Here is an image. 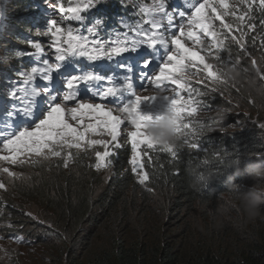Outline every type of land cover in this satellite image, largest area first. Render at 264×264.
I'll return each mask as SVG.
<instances>
[{
  "label": "trees",
  "instance_id": "16d2710c",
  "mask_svg": "<svg viewBox=\"0 0 264 264\" xmlns=\"http://www.w3.org/2000/svg\"><path fill=\"white\" fill-rule=\"evenodd\" d=\"M149 1L107 0L98 4L83 15L85 23L80 34L87 33L90 25L99 19L102 37L119 21L124 23L138 17L140 7ZM165 2L172 4L173 1ZM43 3L46 1L10 0L13 14L7 18L12 20V26L0 37V95H3L0 122L15 120L4 113V105L12 101L4 94L21 86L20 73L30 70L35 63L27 55L34 52L30 42H40L46 52L51 49L50 39L39 34L46 31ZM252 14L259 27L255 43L248 35L247 53L240 54L246 60L240 68L226 67V72L237 76L244 72L257 78L259 84L250 87L235 82L238 87L234 92L248 109L233 118L226 115L220 121L212 118L200 122L205 131L198 141L199 150L180 148L176 158L160 150L150 151L152 160L145 161L150 180L144 184L130 170L129 145L111 157L112 175L106 184L101 174L89 170V153L81 151L77 155L74 151L68 167L55 169L53 174L39 169L37 180L29 186L22 185L24 189L17 201L1 206L0 224L5 226V231L21 234L23 239L30 238L29 241L43 248L35 264H264V219L240 226L228 222L223 228L213 227L211 218L194 206L198 193L190 187L193 168L221 170L224 162L236 155L242 159V169L249 161L264 159V127H261L264 125V79L257 71V68L264 71V25L261 24L264 13L254 6ZM6 33L11 40L4 37ZM17 52L25 55L17 56ZM253 59L257 62L255 66L251 63ZM248 76L241 74L240 79ZM7 80L11 86L5 90ZM197 89L207 93L203 96L206 106L226 107V103L237 102L228 99L220 89L219 96L205 92L200 86ZM235 118L240 129L230 130L231 123L237 121ZM235 179L246 186L253 183L243 171ZM146 186L163 193L161 203L155 207L146 200L147 191L143 190ZM227 186V173L219 174L211 182L204 193L205 198L212 199L210 207L216 206L217 195L227 190ZM32 205L37 210L32 211L29 208ZM28 211L43 217L46 224L32 225ZM194 217H199L200 223L194 222Z\"/></svg>",
  "mask_w": 264,
  "mask_h": 264
},
{
  "label": "snow or ice",
  "instance_id": "6c2138e0",
  "mask_svg": "<svg viewBox=\"0 0 264 264\" xmlns=\"http://www.w3.org/2000/svg\"><path fill=\"white\" fill-rule=\"evenodd\" d=\"M100 3L101 0H74V5L70 7H65L63 3L58 6L50 5L61 14L62 19H48L46 31L41 35L50 39L49 48L54 50L55 62L43 58L45 48L40 42H30L34 52L27 55L32 56L38 66L21 72V86L13 87L6 93L15 103L12 111L4 105V113L7 117L20 115L21 120L6 122L5 130L0 131V162L35 165L42 160L60 158L63 166L68 167L73 160L72 149L78 155L81 151L99 145L104 149L95 152L94 167L99 170L111 167V157L117 150L129 145L128 162L131 172L136 174L140 184L148 182L150 174L146 170L145 161L152 160L150 151L160 150L176 158L180 149L155 143L146 131L148 123L163 119L165 114L171 113L178 125V131L191 133L184 147L199 150L201 145L198 141L204 125L194 119L198 112L197 105L201 102L196 97L207 93L192 87L193 76L203 72L208 83L205 84L204 80L199 83L212 92L218 91V85L228 83L227 73L208 62L210 58L219 60L220 53L226 51L229 52V59H232L225 43L227 37L221 38L222 32L215 29L213 22L218 20L222 29L233 33L234 26L225 23V17L234 18L238 22L235 28L237 35H232L231 39L247 53L244 38L256 28L252 15L254 6L264 13V0H258V3L257 0H235L232 4L229 0H203L202 3L197 0L191 15L186 16L183 11L178 13L182 21L186 19V23L176 25L173 15L167 10L165 0H152L151 4H144L139 9L140 14L146 17L142 23L135 27L125 25L130 29L131 35L125 32L122 38L117 36L110 42L90 38L96 35L97 28L102 24L99 19L87 29L89 35L79 34L65 25L64 21H83L82 13L94 9ZM159 17H166L168 26L177 27L178 34L166 36ZM240 23L244 24L243 28L239 27ZM144 24L149 27L145 28ZM261 24L264 25V19ZM205 38L210 42L205 44ZM185 41L190 42L191 47ZM141 49L150 51L139 55L136 64L142 62L143 70L135 73L136 78L147 81L157 92L169 91L171 95L137 94L134 65L128 61L117 64L124 72L122 77H105L97 70L77 68V57L91 62L102 59L111 61L123 57L124 54H138ZM158 54L160 62L157 64ZM16 55L23 56L25 53L17 52ZM234 63L240 64L239 56ZM251 63L255 66L257 62L253 59ZM153 64H157L158 71L150 67ZM61 69H64L63 73ZM257 71L261 79H264V71L259 68ZM54 73L58 74L55 80ZM37 79L46 86H36ZM82 85L85 92L101 100L112 98L117 106L109 108L106 103L85 101L80 98ZM141 87L145 85L141 84ZM182 93H186L187 98ZM69 102L75 106L67 107ZM16 103L22 105L18 110ZM149 108L152 110H148ZM122 126L125 129L123 132ZM122 135L126 145L121 143ZM97 136H106L108 139L93 138ZM0 174H7L11 179L22 176L3 166H0ZM0 189L6 190L2 180Z\"/></svg>",
  "mask_w": 264,
  "mask_h": 264
},
{
  "label": "rangeland",
  "instance_id": "374dc122",
  "mask_svg": "<svg viewBox=\"0 0 264 264\" xmlns=\"http://www.w3.org/2000/svg\"><path fill=\"white\" fill-rule=\"evenodd\" d=\"M43 1H46V3H43L44 5H46L44 8L49 10L51 18H54L56 16L58 21L62 19L61 14H59L57 11H55L53 7H50V5L51 6H58L60 3H63L65 7H70V6L74 5V0H55V2H57V3L47 2L48 0H43ZM105 1H107V0H105ZM105 1L101 0V3L105 2ZM234 2H235V0H229L230 4H232ZM257 2H258V0H257ZM151 3H152V0H150L148 4H151ZM90 10H87L86 12L82 13V15H85V13L89 12ZM10 14H13L12 8L10 7V0H0V37L3 36V32L5 33L4 30H6L8 27L12 26V24H11L12 20L7 18V17H10ZM237 14L239 15L240 13L238 12ZM185 15H187V14H185ZM159 19L161 20V23L163 25L162 30L164 31V33H166V31H169L171 34H173V31L171 30L172 27L168 26L167 18L166 17H159ZM183 21H184V23H186V19ZM246 21H247V18H246ZM64 23L66 26L72 27L73 29H75L80 34V28L85 23V21L84 20L81 22L64 21ZM213 23H214L215 29L217 31L222 32L221 38L223 39L225 36L227 37V39L225 40L226 46L229 49V51H235V54L231 53L232 59H229V52L228 51L221 52L219 60L210 58L208 62L212 63L213 65H215L219 68H222L225 73L228 72L226 67H228L230 65H232V67L234 69L240 68V66L246 60L240 54L245 53V52L239 48L238 44L234 40L231 39L232 35H237L235 28L237 27L238 22L235 21L234 18H232L230 16L225 17V23L233 24V26H234V32L233 33H228L226 29H222L220 26V22L218 20L214 21ZM253 23H255V20H253ZM93 24L90 25L89 28H91L93 26ZM123 25H126V23H123ZM239 27L243 28L244 24L240 23ZM257 28H259V27L256 24V28L249 32L248 35L251 37V39H253L255 37V35L257 34ZM245 30H247V29H245ZM39 34L41 35V33H39ZM175 34H178V29H177ZM165 35L167 36V33ZM247 36H245V38H244L245 44L249 42L246 39ZM4 37L9 38L8 33H6L4 35ZM120 37L122 38V36H120ZM90 38L102 40L98 30L96 32V35L94 37L90 36ZM116 38L117 37H115L113 40H115ZM9 39L11 40V38H9ZM185 42L189 43V46L191 47L190 42H188V41H185ZM209 42L210 41L208 40V38H205V44H207ZM141 50L145 51L146 49H141ZM50 52H51V49L47 50V52L45 51V56L49 55L48 53H50ZM50 56H52V58L54 59V53L51 54ZM237 56L240 57V64H238V65L234 63L235 58ZM117 59H118V57L115 59V61ZM53 62H55V61H53ZM131 63L134 64V62H131ZM62 70H64V69H61V71ZM154 70L158 71V68H155ZM238 70L242 71L241 69H238ZM193 71H195V70H193ZM134 74H135V71H134ZM228 74H231V73H228ZM241 74L244 76H248V75H245L244 72H241L238 76L236 75L235 80L228 79V76H227L228 83L227 84H221V85L217 86L218 89L222 90V92L224 94H226L228 99H230L232 102H234V100H236L237 102H234V104L226 103L227 104L226 107H223L221 105H219L218 107H216L215 105L206 106L205 105L206 100L203 98V96L196 97V99H199L201 102L197 105L198 112H197V115L194 119L199 121V123L206 121V120H210L212 118H216V120L220 121V120H223L224 116H226V115H229L233 118V116H235L237 114L241 115V110H247L248 107L242 102L240 97H238V95L234 92V89L238 87V85L235 84V82H240L245 86L252 87V86H256V84H259V80L257 78H255L254 76L243 77L240 79ZM0 75L2 76L1 66H0ZM53 75H54V80H55V78L58 74L54 73ZM200 80H204L205 84L208 83V81L206 79V75L203 72H199L196 75H194L193 79H192V87L194 89H197V87L200 86L203 88V90L205 92H208L209 94H216V95L219 94L218 91L212 92L209 90V88H206L204 85H201L199 83ZM7 82L8 83H6L7 85H5V87H6L5 90L9 89L11 86V84H9L10 81L7 80ZM141 84H144L145 87H141ZM138 85L142 88L143 93H140V95H142V96L171 95L172 94L169 91L157 92L152 86L147 84V81H139ZM168 87H173V86L168 85ZM7 92H8V90L6 91V93ZM6 93L4 95H6ZM182 95H184L185 98H187L186 93H182ZM2 96L3 95H0V97H1L0 99H2ZM85 101L91 102V103H99V102H97V99H90V100H85ZM74 106L75 105H68L67 107H74ZM107 106L109 108H112L111 105L107 104ZM148 110L151 111L152 109L149 108ZM234 120H237V121H233L231 123V126L229 127V129L230 130L240 129L241 125L238 121V118H235ZM70 122L75 123L74 121H70ZM123 131H125L124 126H122V132ZM93 138L108 139V137H106V136L105 137L97 136V137H93ZM121 143L126 145V140H125V137L123 135L121 137ZM103 150H104L103 146H99V145L95 146V148H93V149L87 150V152L89 153V160H90V162L87 165L91 166L89 168V170L96 171L97 174H101V178H103V183L106 184L107 179L109 178L110 175H112V171L110 170L111 167L101 168L99 170L94 167V165L96 163L95 152L96 151H103ZM71 151L74 153V151H76V150L72 149ZM5 154H7V153H5ZM60 160H62V159L52 158L50 160H42L40 163L35 164V165H33L31 163H25L23 165H20V164L11 165L7 162H0V166L8 167L11 171L16 172L18 174H22V176H20L16 179L9 178L7 176V174H0V180H2L6 185V190L0 189V210L2 211V209H1L2 205L3 206L10 205L12 200L17 201L19 199L20 191L22 192L24 189V187L22 185L25 184V185L29 186L32 181L37 180L39 177V174H40L39 169H44L45 171L52 172V174H53V170H55V169H59V168L63 169L64 166L60 165ZM102 187H103V184H101V188ZM143 190L147 191L148 196L146 197V200L150 202L152 207H155V204L161 203L163 193L156 192L153 190H149L147 186L145 188H143ZM144 203H145V201L143 198V204ZM140 205H142V203H140L138 205V207H140ZM29 208L32 211H34V209H36L37 207H36V205H32ZM28 213H31V211H28ZM29 220L32 222V225L37 224V223H39L40 225L46 224L44 221L45 219L43 217H40L39 215H37L35 213L31 214V217ZM11 229H12V227H11ZM23 237L24 236L21 234L18 235L17 233H13V232L9 233V232L5 231V226L3 224H0V264H16L19 262H25V264H35L37 262V260H35V259H37L39 257L40 252H41V250H43V248L41 246L39 247V245H37V242L33 243V242L29 241L30 238L29 239H23ZM30 237H32V236H30ZM45 239L47 240L46 237H45Z\"/></svg>",
  "mask_w": 264,
  "mask_h": 264
},
{
  "label": "clouds",
  "instance_id": "9594fccd",
  "mask_svg": "<svg viewBox=\"0 0 264 264\" xmlns=\"http://www.w3.org/2000/svg\"><path fill=\"white\" fill-rule=\"evenodd\" d=\"M227 76L228 79H236L235 73H227ZM146 131L155 143L173 148H183L186 140L191 137L190 132L178 131L171 113L165 114L163 119L149 122ZM241 165L242 159L236 155L227 159L221 170L207 171L196 167L190 172V187L198 193L194 206L211 218L213 227L223 228L228 222L240 226L264 219V159L249 161L243 169ZM242 171L252 179L251 185L236 181L235 177ZM221 173H227L228 186L227 190L217 195L216 206L213 208L210 207L211 197L205 198L204 193ZM193 220L200 223L199 217Z\"/></svg>",
  "mask_w": 264,
  "mask_h": 264
},
{
  "label": "bare ground",
  "instance_id": "6f19581e",
  "mask_svg": "<svg viewBox=\"0 0 264 264\" xmlns=\"http://www.w3.org/2000/svg\"><path fill=\"white\" fill-rule=\"evenodd\" d=\"M107 15V14H106ZM10 102V101H9ZM8 105V104H7ZM227 105V104H226ZM224 126H225V124H224Z\"/></svg>",
  "mask_w": 264,
  "mask_h": 264
}]
</instances>
